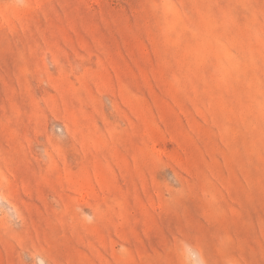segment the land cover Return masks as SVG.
Segmentation results:
<instances>
[{
  "label": "rangeland",
  "instance_id": "374dc122",
  "mask_svg": "<svg viewBox=\"0 0 264 264\" xmlns=\"http://www.w3.org/2000/svg\"><path fill=\"white\" fill-rule=\"evenodd\" d=\"M0 264H264V0H0Z\"/></svg>",
  "mask_w": 264,
  "mask_h": 264
}]
</instances>
